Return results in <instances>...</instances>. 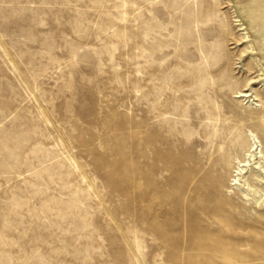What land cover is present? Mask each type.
<instances>
[{
  "label": "rangeland",
  "instance_id": "obj_1",
  "mask_svg": "<svg viewBox=\"0 0 264 264\" xmlns=\"http://www.w3.org/2000/svg\"><path fill=\"white\" fill-rule=\"evenodd\" d=\"M254 137L264 0H0V264H264Z\"/></svg>",
  "mask_w": 264,
  "mask_h": 264
},
{
  "label": "bare ground",
  "instance_id": "obj_2",
  "mask_svg": "<svg viewBox=\"0 0 264 264\" xmlns=\"http://www.w3.org/2000/svg\"><path fill=\"white\" fill-rule=\"evenodd\" d=\"M251 95L249 93H246L242 96L249 97ZM263 161L264 146L261 145L258 140H256V137H254L252 138V144L250 150L247 153L246 159L244 161L237 160L235 174L233 175L234 177L232 179V185H238L239 189L237 194H240L245 201V205L244 208H242V211L236 209L231 210L230 208L233 206L232 204L231 207H228L237 216L243 213L244 209L248 207L247 204L249 203L257 204L259 206H262V204L264 203V200H262L263 195L259 196V194H261L259 192L264 190ZM250 167L252 168L253 172L256 173V177H254L251 181L250 178L246 176V174L250 170ZM223 183L225 184L226 182H221V184ZM221 184L219 185V188Z\"/></svg>",
  "mask_w": 264,
  "mask_h": 264
}]
</instances>
